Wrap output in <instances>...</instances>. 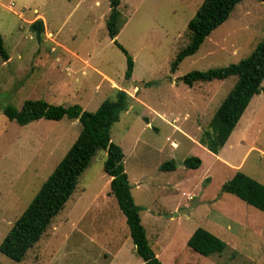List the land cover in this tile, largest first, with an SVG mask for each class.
<instances>
[{"label":"rangeland","instance_id":"374dc122","mask_svg":"<svg viewBox=\"0 0 264 264\" xmlns=\"http://www.w3.org/2000/svg\"><path fill=\"white\" fill-rule=\"evenodd\" d=\"M203 0H119L117 42L109 37L110 0H0V242L80 131L78 119L8 120L5 104L26 99L79 104L94 111L115 89L132 100L111 128L123 152L147 242L162 264H264V212L221 185L237 170L264 184V93L247 104L217 154L198 142L235 76L187 86L182 75L245 58L264 32V2L242 0L175 72L170 63L188 41L187 23ZM39 15V16H37ZM42 18L41 40L29 25ZM264 86V78L261 82ZM172 143L176 146H173ZM189 156L198 168L183 165ZM98 150L40 239L20 262L0 252V264H145L135 253L125 218L109 195ZM173 160V170L159 166ZM200 203L187 212L172 215ZM202 227L229 246L203 256L186 244ZM234 252V253H232Z\"/></svg>","mask_w":264,"mask_h":264},{"label":"trees","instance_id":"16d2710c","mask_svg":"<svg viewBox=\"0 0 264 264\" xmlns=\"http://www.w3.org/2000/svg\"><path fill=\"white\" fill-rule=\"evenodd\" d=\"M240 1L242 0L202 1L195 15L187 23L188 41L176 52L170 63L171 72L177 70L179 63L186 56L196 52L209 33L228 18L234 6ZM118 5L119 0H110L106 27L113 43L126 56L124 76L129 78L133 60L115 39L120 27ZM29 27L35 37L41 40L44 30L43 19L36 18ZM0 55L7 58L1 37ZM228 76H235V81L198 137L199 144L214 154H217L225 144L252 96L261 91L264 93V86L261 85L264 78V32L245 58L221 67L192 70L182 75L181 79L187 86H192L198 82L225 79ZM131 100L132 97L125 90L115 89V96L101 101L94 111L83 110L79 104L62 106L43 99H26L20 108L9 103L3 106L2 112L6 118L19 125L40 118L59 120L67 117L78 119L81 128L73 143L4 235L0 242L2 254L14 262L23 260L27 251L40 239L54 215L74 191L78 175L87 167L97 151L103 150L105 151L103 169L110 176L108 194L116 199L124 215L135 253L145 264H162L147 242L140 220V207L133 200L128 175L124 171L122 149L111 140V128L119 120L121 113L128 108ZM200 164L201 160L197 156H189L183 160V165L191 169L198 168ZM159 168L173 170L175 163L173 160L165 161ZM220 189L264 212V184L247 174L237 170L222 183ZM186 244L203 256L220 255L229 249L226 242L202 227L194 229Z\"/></svg>","mask_w":264,"mask_h":264},{"label":"water","instance_id":"95a60500","mask_svg":"<svg viewBox=\"0 0 264 264\" xmlns=\"http://www.w3.org/2000/svg\"><path fill=\"white\" fill-rule=\"evenodd\" d=\"M199 196H197V199L196 200H194L189 206H187V207H184V208H181V209H177L172 215H177V214H180V213H185V212H187L192 206H194L195 204H198V203H200V201H199Z\"/></svg>","mask_w":264,"mask_h":264},{"label":"crops","instance_id":"0c3cea01","mask_svg":"<svg viewBox=\"0 0 264 264\" xmlns=\"http://www.w3.org/2000/svg\"><path fill=\"white\" fill-rule=\"evenodd\" d=\"M37 16H39V15H37ZM250 102V101H249ZM109 181H110V176H109ZM108 193V192H107Z\"/></svg>","mask_w":264,"mask_h":264},{"label":"built area","instance_id":"2783aa9c","mask_svg":"<svg viewBox=\"0 0 264 264\" xmlns=\"http://www.w3.org/2000/svg\"><path fill=\"white\" fill-rule=\"evenodd\" d=\"M172 145H173V146H176L175 143H174V144L172 143Z\"/></svg>","mask_w":264,"mask_h":264}]
</instances>
